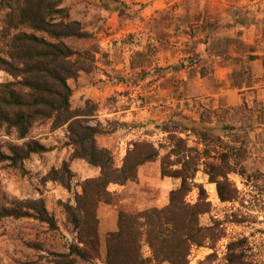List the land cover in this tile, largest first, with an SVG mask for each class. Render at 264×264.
Segmentation results:
<instances>
[{
	"label": "rangeland",
	"instance_id": "374dc122",
	"mask_svg": "<svg viewBox=\"0 0 264 264\" xmlns=\"http://www.w3.org/2000/svg\"><path fill=\"white\" fill-rule=\"evenodd\" d=\"M185 1L65 0L64 5L70 9V17L79 20L92 36L87 40H78L74 46L87 49L97 47L94 69L89 73L81 72L77 78L67 81L72 90L71 108L82 110L86 100L94 102L97 109L95 120L106 131L97 136V142L102 147L105 146L100 143L99 138L114 131L120 134L131 132L139 136L140 132H152L156 129L163 133L156 141L157 146L137 137L129 142L127 149L133 142H148L159 153L155 160L159 166L163 162L168 171L182 170L184 165L189 167L187 174L191 179L188 182L192 186L185 200L189 204H195L200 196L199 187L203 188L209 211L200 215L198 222L199 226L210 228L211 231L202 245L191 246L188 264H232L230 261L235 260L234 256H240L238 262L235 260L236 264H264V177L256 171L245 169L244 151L235 150L221 139L203 135H199L196 141L189 142L178 134L185 127L169 121L155 127L148 124L144 129L141 122L114 121L110 117L112 111L123 112L121 110L128 108H132L135 115L144 106L143 96L140 94L144 90L142 87L153 86L156 79L166 78L179 67L169 61L157 67L161 59L160 45L157 43L163 48L183 43L177 39V35L188 34L191 30L187 29L186 24L170 26V19L172 13L175 17L188 15V10H174L179 2L182 4ZM4 13L0 9V31ZM172 32L175 39L171 38ZM169 51L170 48L163 50L165 60H169ZM13 80L9 74L0 71V83ZM108 82L126 85L128 90L120 91L119 97L107 94L100 101L92 99L99 98L98 91L100 93ZM82 85L91 86V93L94 89L95 95L89 97L82 94ZM30 138L38 140L49 151L31 154L17 167L12 166L10 161L0 163V206L19 208L22 213V217L0 218V264H106V235L109 232L101 238L97 233L87 243L88 246L84 247L80 242L79 228L72 222L70 214L72 208L76 207V196L81 194L82 182L97 177L99 169L88 165L84 160H70L73 148L69 145L66 126L53 131L49 125L35 126L24 139H17L14 132L0 130V145L7 155H10V146H20ZM179 139L183 140L182 151H178L180 149L176 147ZM118 147L120 145L112 143L105 148L112 150L115 164L119 167L125 155L120 159ZM186 150L190 152L187 153ZM64 163L70 174L60 181ZM210 167L220 169L218 175L211 172L216 182L227 179L235 189L233 200L220 201L216 183L207 174ZM56 173L58 179L53 177ZM177 180L179 187L181 180ZM113 193L115 197L111 204L106 205L115 210L117 223L120 212L138 213L133 201L122 205L121 196ZM14 199L19 202L27 201L26 206L13 202ZM41 204L46 217L54 222V226L49 225L48 221L39 220L42 214L38 208ZM103 204L105 203L100 202L98 206ZM116 231L117 229L114 232ZM73 246L83 248L87 258L72 253ZM141 254L145 264H154L151 251L144 242Z\"/></svg>",
	"mask_w": 264,
	"mask_h": 264
},
{
	"label": "trees",
	"instance_id": "16d2710c",
	"mask_svg": "<svg viewBox=\"0 0 264 264\" xmlns=\"http://www.w3.org/2000/svg\"><path fill=\"white\" fill-rule=\"evenodd\" d=\"M64 1L0 0V9L5 11L0 31V71L14 79L0 83V130L14 132L17 139H24L35 126L49 125L52 131L66 126L69 145L73 148L70 160H84L99 169L97 177L82 182L76 207L73 210L69 207L72 222L79 228L80 242L85 247L97 235L98 204H111L115 197L108 187L136 182L138 168L155 161L159 153L148 142H133L118 167L112 150L97 142V136L106 131L95 120L94 102L86 100L82 110L71 108L72 90L67 81L94 69L97 47L74 46L78 40L92 36L79 20L70 17V9ZM182 146L183 140L179 139L176 147L180 150H177L182 151ZM48 151L32 138L20 146H10V155L5 154L0 145V163L10 161L17 167L29 155ZM188 169L184 165L182 170L168 171L165 164L160 163L162 177L180 179L179 187L169 192L168 203L163 207L136 214L119 213L117 231L106 235V264H145L142 242L149 247L154 264H188L191 246L202 245L211 231L198 222L199 216L209 211L203 188L199 187L200 196L195 204L185 200L192 186L188 182L191 179ZM219 170L210 167L207 174L216 183L220 201H231L235 189L227 179L216 182L211 173L218 175ZM62 173L60 181L70 174L66 163ZM53 177L58 179L57 173ZM13 202L20 206L27 203L16 199ZM38 210L42 214L39 220L54 226L42 204ZM6 216L22 217V213L19 208L0 206V218ZM71 251L83 258L88 256L77 246ZM234 258L237 262L240 260V256ZM235 260L230 262L236 264Z\"/></svg>",
	"mask_w": 264,
	"mask_h": 264
},
{
	"label": "crops",
	"instance_id": "0c3cea01",
	"mask_svg": "<svg viewBox=\"0 0 264 264\" xmlns=\"http://www.w3.org/2000/svg\"><path fill=\"white\" fill-rule=\"evenodd\" d=\"M179 3L174 10H188V15L175 17L172 13L170 26L186 24L191 31L176 34L183 43L166 48L157 43L161 54L157 67L165 61L179 67L166 78H155L153 86L142 87L144 106L135 115L128 108L123 112L114 110L110 117L114 121L141 122L144 129L148 124L155 127L164 121L183 125L185 130L178 134L189 142L196 141L199 135L221 139L235 150L244 151L245 169L264 177V0ZM173 32L171 38L175 39ZM167 48L169 60L163 57ZM80 87L82 94L95 95L91 86ZM124 90H128L126 85L108 82L98 91L99 98L92 99L100 101L107 94L119 97ZM162 134L156 129L140 132L139 136L114 131L99 141L105 147L120 145L122 159L129 142L140 137L157 146ZM177 185L176 178L162 177L158 162L153 161L138 168L136 182L110 185L109 190L121 196L120 204L133 201L140 212L165 206L169 192ZM110 207L99 205L96 212L100 238L117 229V214Z\"/></svg>",
	"mask_w": 264,
	"mask_h": 264
}]
</instances>
